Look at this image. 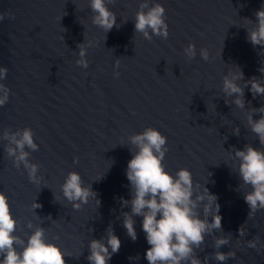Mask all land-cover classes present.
Wrapping results in <instances>:
<instances>
[{
	"label": "water",
	"instance_id": "water-1",
	"mask_svg": "<svg viewBox=\"0 0 264 264\" xmlns=\"http://www.w3.org/2000/svg\"><path fill=\"white\" fill-rule=\"evenodd\" d=\"M139 2L114 0L108 5L120 27L105 39L91 23L87 0H0V13L15 17L0 22V66L8 68L2 82L10 89L9 101L0 107V134L5 128H31L39 150L30 153V160L40 165L38 175L43 177L40 185L30 183L23 167L13 166L4 151L7 142L0 139V192L8 197L17 221L15 235L26 240L31 221L70 255L66 264H89V240L99 239L111 225L121 247L108 264H148L142 218L134 217L133 242L120 218L130 208L120 201L130 199L125 170L131 159L128 147L135 149L128 137L152 127L167 138L166 170L174 175L188 169L194 183L203 185L207 179L204 187L217 196L222 232L213 234L230 233L231 243L219 250L235 252V259L224 264H264V249L246 246L255 236L264 243V210L248 218L240 178L230 168L233 148L260 145L248 130L245 110L226 105L220 92L229 68L238 66L245 80L262 75L258 68L264 51L246 39L242 19L255 21L254 12L264 0H156L166 9L169 36L152 41L133 37ZM84 36L94 42L87 50V69L75 63ZM189 43L197 50L191 61L183 53ZM200 48L207 49L209 61L200 58ZM117 58L120 75L113 78ZM244 92L246 108L264 105V97L254 99L248 88ZM235 127L239 136L232 134ZM69 171L91 184L98 208L90 200L73 210L62 197L60 185ZM34 200L41 205L35 210ZM240 228L244 237H239ZM54 236L58 239L52 240ZM212 245L213 236L206 237L203 250L197 251L201 261L214 251ZM207 264L219 262L209 259Z\"/></svg>",
	"mask_w": 264,
	"mask_h": 264
},
{
	"label": "clouds",
	"instance_id": "clouds-1",
	"mask_svg": "<svg viewBox=\"0 0 264 264\" xmlns=\"http://www.w3.org/2000/svg\"><path fill=\"white\" fill-rule=\"evenodd\" d=\"M113 2L114 0H87L91 23L103 31L105 39L109 31L114 27H120L116 14L108 7ZM254 16L255 21L243 18L242 27L245 28L246 39L252 46L254 48L260 46L264 51V3L254 12ZM6 18L15 19L11 12L0 13V22ZM61 18L62 16L60 20ZM64 31L62 27V32ZM136 34L147 41H152L153 37L164 40L168 38L166 9L161 3L156 0H140L134 15L133 37ZM61 39L63 40L62 36ZM92 47L94 42L85 41L84 36V41L77 44L76 65L87 69L89 64L86 59L87 50ZM183 53L186 59L191 61L197 55L195 45L189 43L183 48ZM199 56L203 61H209L207 49L200 48ZM261 63L262 66L258 68L261 77L254 76L245 80L242 70L234 65L235 70L229 68L222 76L220 87L226 105L245 110L248 130L255 135L260 145V148H254L251 144H245L242 150L233 148L231 154L233 164L231 167L228 165L240 178L238 190L243 193V199L249 208L248 218L253 217L257 211L264 210V105L246 108L244 99L245 88H248L254 99L257 96L264 97V61ZM113 67V78H118L120 73L116 69L120 67L119 58L114 61ZM7 73L8 68L0 66V107L9 101L10 89L2 82L6 79ZM248 103L250 105L251 102ZM212 108L213 110L216 108L213 103ZM255 114H259V118L254 120ZM232 134L239 136V127L233 128ZM0 139L7 142L4 151L13 166L17 169L22 166L27 172L29 182L40 185L43 179L38 175L40 165L30 160V153L39 150V145L34 142L32 129L24 127L10 131L5 128L0 134ZM128 142L135 149L128 147L131 159L127 162L125 170L130 199L121 198L120 202L122 207H128L130 211L122 212L120 218L126 235L133 242L137 240L134 217L142 218L141 228L149 245L144 254L148 264H207L209 259L224 264L230 258L235 259V252L219 250L231 243V234L220 236L213 234L214 231L222 232V217L219 214L217 196L204 187L207 179L201 185L198 182L194 183L192 173L186 168L178 169L174 175L167 171L163 163L168 151L167 138L157 129L146 127L142 132L130 135ZM119 145L124 146L123 143ZM73 162L77 163L78 158L74 157ZM112 163L113 161L109 167ZM242 188L247 190L242 191ZM60 191L73 210H81L82 206L90 203V200L96 202L97 208L100 205L91 184L85 185L80 174L75 171L67 173L60 185ZM56 199L54 197V200ZM40 207L41 205L34 200L31 208L35 210ZM46 218L51 219L50 216ZM26 227L30 230L26 240L15 235L17 221L12 216L8 197L0 192V264H66L65 257L70 255L46 238L45 228L39 225L34 227L31 221ZM245 235L246 232L240 228L239 237ZM208 236H213L214 251L201 261L197 251L203 250L202 246ZM55 239L58 237H52V240ZM258 244L264 249L260 237L255 236L247 241L246 246L256 249ZM120 247L121 241L109 225L103 236L89 240V255L86 259L89 264H108L112 255L119 252Z\"/></svg>",
	"mask_w": 264,
	"mask_h": 264
}]
</instances>
